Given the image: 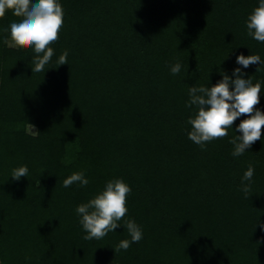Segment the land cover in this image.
<instances>
[{"label":"trees","instance_id":"1","mask_svg":"<svg viewBox=\"0 0 264 264\" xmlns=\"http://www.w3.org/2000/svg\"><path fill=\"white\" fill-rule=\"evenodd\" d=\"M60 3L64 22L44 71L32 73L30 47L0 39V264H264V229H255L264 222V127L233 157L229 141L247 114L203 149L186 123L196 114L189 86L231 75L241 53L264 58L245 24L258 0ZM19 15L6 10L0 29ZM257 67L244 70L253 83L264 80ZM255 107L264 110V94ZM72 147L76 160H65ZM21 165L28 178H9ZM80 171L87 186H63ZM117 178L131 187L124 219L143 229L127 250L116 247L130 238L123 227L84 239L75 211Z\"/></svg>","mask_w":264,"mask_h":264},{"label":"clouds","instance_id":"2","mask_svg":"<svg viewBox=\"0 0 264 264\" xmlns=\"http://www.w3.org/2000/svg\"><path fill=\"white\" fill-rule=\"evenodd\" d=\"M9 9L20 15L2 26L0 39L8 40L10 34L14 44L30 47L34 53L30 62L32 73L44 71L54 56V48L50 45L58 39L64 22L60 0H0V17ZM245 24L247 35L264 43V0H258V6L253 8ZM67 56L65 50L58 57L57 63L60 66L67 64ZM235 63L237 67L232 69L231 75L221 70L222 78L214 85L189 86L187 106H195L196 114L189 116L186 123L190 126L188 139L203 149L207 142L227 136L229 129L233 131L234 121L247 114L233 131L240 134H235L229 141L234 145L232 156L239 157L262 137L264 110L255 106L260 104V97L264 94V80L253 83L251 77L245 78L244 70L253 64H258L256 72L264 68V58L259 54L245 56L241 53L236 56ZM181 68V63L177 62L170 66V72L173 75L179 74ZM29 125L32 134H37L34 126ZM28 173L27 165H21L12 170L9 178L19 181L22 177L28 178ZM253 176L254 169L250 166L241 177V187L245 193L248 192ZM74 183L83 187L88 185L89 180L83 171L74 172L63 180L66 188ZM130 192V185L122 178L111 179L93 198L76 206L79 223L86 233L84 239H102L119 227H123L130 238L121 239L116 246L117 250H127L133 243L143 239L142 227L134 219H124L129 211L126 204ZM257 226L264 229V222L258 219L255 229Z\"/></svg>","mask_w":264,"mask_h":264},{"label":"rangeland","instance_id":"3","mask_svg":"<svg viewBox=\"0 0 264 264\" xmlns=\"http://www.w3.org/2000/svg\"><path fill=\"white\" fill-rule=\"evenodd\" d=\"M7 45L9 46V47H11V48H16L17 47V44H14L13 42H12V39H8V41H7ZM26 129H27V132L29 133V134H32V131H31V127L30 126H28V127H26ZM34 131H36V129H34ZM33 135V134H32ZM74 141L75 140H73V137H71V139H69V142H67L68 144L66 145L67 146V149L69 148V145H73L74 144ZM68 152H67V154H66V156H65V160H76L74 157H73V155H74V152H75V150L73 149V147L71 148V150H67ZM71 151V152H70ZM73 157V158H72ZM81 247H82V245L79 247V250H81ZM145 249V248H144ZM146 250V249H145ZM143 252H144V250H143ZM104 264H119L118 263V260L117 259H109V260H107L106 262H104Z\"/></svg>","mask_w":264,"mask_h":264}]
</instances>
